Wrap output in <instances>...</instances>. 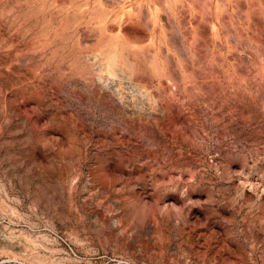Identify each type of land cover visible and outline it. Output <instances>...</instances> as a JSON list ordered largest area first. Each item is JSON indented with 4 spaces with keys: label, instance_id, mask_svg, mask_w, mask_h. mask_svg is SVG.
Returning a JSON list of instances; mask_svg holds the SVG:
<instances>
[{
    "label": "rangeland",
    "instance_id": "obj_1",
    "mask_svg": "<svg viewBox=\"0 0 264 264\" xmlns=\"http://www.w3.org/2000/svg\"><path fill=\"white\" fill-rule=\"evenodd\" d=\"M0 264H264V0H0Z\"/></svg>",
    "mask_w": 264,
    "mask_h": 264
}]
</instances>
